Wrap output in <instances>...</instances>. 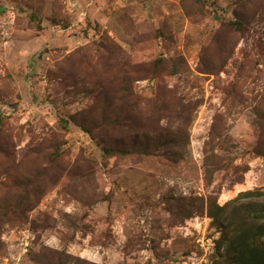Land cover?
I'll use <instances>...</instances> for the list:
<instances>
[{
	"label": "rangeland",
	"instance_id": "374dc122",
	"mask_svg": "<svg viewBox=\"0 0 264 264\" xmlns=\"http://www.w3.org/2000/svg\"><path fill=\"white\" fill-rule=\"evenodd\" d=\"M247 191L264 0H0V264H214Z\"/></svg>",
	"mask_w": 264,
	"mask_h": 264
},
{
	"label": "trees",
	"instance_id": "16d2710c",
	"mask_svg": "<svg viewBox=\"0 0 264 264\" xmlns=\"http://www.w3.org/2000/svg\"><path fill=\"white\" fill-rule=\"evenodd\" d=\"M231 26L236 32H241L243 23L239 16H236ZM115 94L116 92L113 95ZM60 122L64 129L69 128V120L61 119ZM116 151L113 148L103 149L106 155H112ZM255 196L256 193L251 191L240 193L230 204L240 199L245 202L238 206L239 210L236 208L238 212L233 217L230 216V219L228 218L232 213L227 214L228 205L218 206L215 202L207 204V216L223 230L219 241L221 246L217 248L218 258L214 264H264V205L255 203ZM195 212L188 211L185 218H190ZM222 246L225 247L223 253L220 252Z\"/></svg>",
	"mask_w": 264,
	"mask_h": 264
}]
</instances>
